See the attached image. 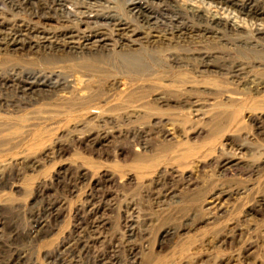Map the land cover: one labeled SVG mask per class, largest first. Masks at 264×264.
Returning <instances> with one entry per match:
<instances>
[{
	"label": "rangeland",
	"instance_id": "obj_1",
	"mask_svg": "<svg viewBox=\"0 0 264 264\" xmlns=\"http://www.w3.org/2000/svg\"><path fill=\"white\" fill-rule=\"evenodd\" d=\"M262 26L264 0H0V264H264Z\"/></svg>",
	"mask_w": 264,
	"mask_h": 264
},
{
	"label": "bare ground",
	"instance_id": "obj_2",
	"mask_svg": "<svg viewBox=\"0 0 264 264\" xmlns=\"http://www.w3.org/2000/svg\"><path fill=\"white\" fill-rule=\"evenodd\" d=\"M49 1V0H48ZM133 2V1H132ZM149 2V1H148ZM163 2H166V0H163ZM58 3V2H57ZM141 3V2H140ZM61 4V3H60ZM60 6V8L59 9H56L57 7H59ZM140 6V5H139ZM41 7V9H39V11H40V13L42 14V16L41 17H43L45 20H48L49 19V17H50V14H51V11H53V12H61V13H65V11H64V9L65 8H63V5H55V7H54V9L53 10H49L50 8H43L42 7V5L40 6ZM193 6H190V10H193ZM66 14V13H65ZM68 15H70V14H68ZM91 17H93V18H96V17H101V16H99V15H94V16H91ZM91 17H89V16H83L81 19H80V23L82 22H85L86 20H89V19H91ZM103 17V19L106 21V22H108L109 24H114L113 26L114 27H120V26H122L121 24H119V23H117V24H115V21H114V19H112L111 17H104V16H102ZM144 20H145V23L148 25V24H150V25H153V24H155L156 23V21L154 22V20H155V18L152 16V13L151 12H148V15H146V16H144ZM103 21V20H102ZM152 22H154V23H152ZM124 26V25H123ZM258 30V32L260 33V34H263L264 35V26H262V27H260V29H257ZM12 33V32H11ZM19 34L21 33L20 31L18 32ZM68 34V33H67ZM67 34H61L62 35V37L64 38V37H66L67 36ZM0 35H1V37H4V39H5V43H6V45H11V44H15L16 45V43H18L17 41L19 40V36L18 35H16V34H13V35H11L10 36V32L8 33V34H6V35H4L3 33H0ZM72 36V35H71ZM0 37V38H1ZM83 39V42H88V41H90V38L87 36V37H85V38H82ZM108 39V38H107ZM27 41V40H26ZM25 41V42H26ZM96 41V40H95ZM74 42V41H73ZM97 42V41H96ZM121 42V41H120ZM45 43V42H44ZM53 43V42H52ZM51 43V44H52ZM43 44V43H42ZM49 45V44H48ZM55 45H57V44H55ZM47 46V45H46ZM84 46V45H83ZM82 46V47H83ZM84 49H85V47H83ZM103 48V47H102ZM72 49V48H71ZM82 49V48H81ZM94 49V48H93ZM97 49V48H96ZM77 50H78V48H77ZM87 50V49H86ZM72 51H74V50H72ZM107 51V50H106ZM68 52V51H67ZM82 52V51H81ZM84 53V52H83ZM90 53V52H89ZM85 54H87V53H85ZM91 54V53H90ZM64 83V88H68L69 87V85H68V83L67 82H63ZM27 92H31V91H27ZM21 93H25V91H21ZM2 120V119H1Z\"/></svg>",
	"mask_w": 264,
	"mask_h": 264
}]
</instances>
